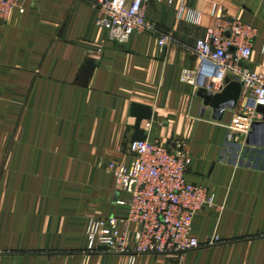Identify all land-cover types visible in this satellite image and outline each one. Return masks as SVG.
Masks as SVG:
<instances>
[{"label": "crops", "instance_id": "1", "mask_svg": "<svg viewBox=\"0 0 264 264\" xmlns=\"http://www.w3.org/2000/svg\"><path fill=\"white\" fill-rule=\"evenodd\" d=\"M147 1L158 34L123 45L107 40L88 0H20L23 13L0 22V264H128L87 253L85 230L90 217H126L118 202L129 197L108 167L130 163L126 146L148 114L145 141L187 155L186 181L213 196L192 237L222 243L134 264H264V121L225 149L234 109L218 117L180 81L219 12L257 30L247 66L264 74V0ZM181 5L199 24L175 17Z\"/></svg>", "mask_w": 264, "mask_h": 264}, {"label": "built area", "instance_id": "2", "mask_svg": "<svg viewBox=\"0 0 264 264\" xmlns=\"http://www.w3.org/2000/svg\"><path fill=\"white\" fill-rule=\"evenodd\" d=\"M88 1L96 11L95 24L107 32L108 41L123 45L134 34H158L156 23L147 17V0ZM19 2L0 0V22H8L15 10L23 13ZM175 17L194 24L200 20L196 12L182 5ZM256 36L254 27L219 12L213 27L193 46L194 66L181 72L183 84L209 96L221 92L227 75L240 81L242 91L226 128L225 149L243 146L253 125L264 119L257 112L259 106L264 107V74L253 73L247 66ZM160 44L165 45L166 39L160 37ZM126 151L130 163H112L108 170L115 175L116 190L129 197L118 202L127 208V215L121 219L88 218L87 253L125 256L128 264H134L140 256L175 255L182 259L191 251L222 243L218 237L203 244L192 237L195 215L213 206V196L207 188L186 181L191 163L187 155L147 141L128 143ZM119 225L122 232L117 230ZM131 226L137 228L132 242L128 239ZM106 228L110 234L104 233Z\"/></svg>", "mask_w": 264, "mask_h": 264}, {"label": "water", "instance_id": "3", "mask_svg": "<svg viewBox=\"0 0 264 264\" xmlns=\"http://www.w3.org/2000/svg\"><path fill=\"white\" fill-rule=\"evenodd\" d=\"M242 91V85L239 80L231 75H227L223 81V87L220 93L212 96L207 95L204 90L197 91L198 97L203 101L205 106L213 108L216 112L219 110V116L225 109L233 110L236 108ZM257 112L264 117V107L259 106ZM150 120V115H140L135 126V136L131 140V144L135 142L145 141L143 132L140 130V121ZM264 121V119H263Z\"/></svg>", "mask_w": 264, "mask_h": 264}]
</instances>
